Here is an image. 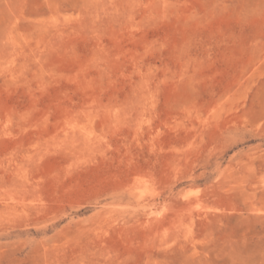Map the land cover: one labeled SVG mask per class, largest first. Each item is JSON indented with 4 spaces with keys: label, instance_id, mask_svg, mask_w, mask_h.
Listing matches in <instances>:
<instances>
[{
    "label": "rangeland",
    "instance_id": "rangeland-1",
    "mask_svg": "<svg viewBox=\"0 0 264 264\" xmlns=\"http://www.w3.org/2000/svg\"><path fill=\"white\" fill-rule=\"evenodd\" d=\"M0 264H264V0H0Z\"/></svg>",
    "mask_w": 264,
    "mask_h": 264
}]
</instances>
